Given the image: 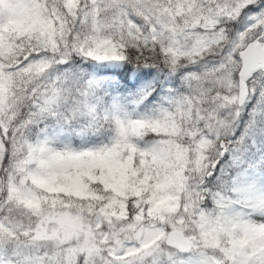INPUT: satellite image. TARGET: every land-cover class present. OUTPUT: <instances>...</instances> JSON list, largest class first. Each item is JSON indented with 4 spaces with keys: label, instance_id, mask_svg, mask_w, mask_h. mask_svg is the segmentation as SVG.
<instances>
[{
    "label": "snow or ice",
    "instance_id": "obj_1",
    "mask_svg": "<svg viewBox=\"0 0 264 264\" xmlns=\"http://www.w3.org/2000/svg\"><path fill=\"white\" fill-rule=\"evenodd\" d=\"M0 264H264V0H0Z\"/></svg>",
    "mask_w": 264,
    "mask_h": 264
}]
</instances>
